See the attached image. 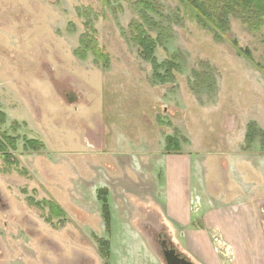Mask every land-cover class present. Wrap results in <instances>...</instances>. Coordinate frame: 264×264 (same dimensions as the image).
Instances as JSON below:
<instances>
[{
  "label": "rangeland",
  "instance_id": "374dc122",
  "mask_svg": "<svg viewBox=\"0 0 264 264\" xmlns=\"http://www.w3.org/2000/svg\"><path fill=\"white\" fill-rule=\"evenodd\" d=\"M227 20L218 38L181 0H0V264H164L157 234L184 255L168 153L191 156L193 217L214 161L263 173L264 24Z\"/></svg>",
  "mask_w": 264,
  "mask_h": 264
},
{
  "label": "crops",
  "instance_id": "0c3cea01",
  "mask_svg": "<svg viewBox=\"0 0 264 264\" xmlns=\"http://www.w3.org/2000/svg\"><path fill=\"white\" fill-rule=\"evenodd\" d=\"M247 156L239 155L242 157L241 160L245 158L250 164ZM167 165L166 182L171 186L166 190L163 213L168 221L181 228L179 231L184 239L178 241V244H183L180 249L184 256L186 255L185 257L194 264H264V194L263 188L257 186L264 182V170L263 173L256 171L248 173L244 172L248 170L247 166L239 167L238 170L243 174L241 172L238 179H234L228 171L215 166L214 161L210 172L214 170L215 173L207 175L211 177L209 182L214 195L210 194L209 186L206 189L207 206L212 207L206 213L193 217L190 210L188 211L187 202H194L190 195L193 191L196 192L190 179L191 156L168 153ZM258 177H262L261 183ZM251 178L256 182L252 189L244 187L242 183L251 181ZM196 181L198 184L199 181ZM198 220L204 227L191 228L192 223ZM207 231L213 232L211 235H215L214 237L220 236L224 245L223 253L232 255L227 263L224 262L218 247H214L209 240ZM215 241L219 244L217 238Z\"/></svg>",
  "mask_w": 264,
  "mask_h": 264
},
{
  "label": "trees",
  "instance_id": "16d2710c",
  "mask_svg": "<svg viewBox=\"0 0 264 264\" xmlns=\"http://www.w3.org/2000/svg\"><path fill=\"white\" fill-rule=\"evenodd\" d=\"M194 12L196 21L203 28H211L225 34L228 30V16L235 15L240 21L259 29L264 24V0H181ZM137 27V26H136ZM135 27V28H136ZM144 48H152L153 42L148 35L133 37ZM150 45V46H148ZM150 51H148L149 53ZM169 146L167 145V148Z\"/></svg>",
  "mask_w": 264,
  "mask_h": 264
},
{
  "label": "water",
  "instance_id": "95a60500",
  "mask_svg": "<svg viewBox=\"0 0 264 264\" xmlns=\"http://www.w3.org/2000/svg\"><path fill=\"white\" fill-rule=\"evenodd\" d=\"M69 103H73L76 100V96L73 92L67 95ZM160 237V234H157ZM164 239H161V246H165L166 240L170 243L171 247L166 250H162V257L164 264H194L192 261L184 257L177 249L171 244L168 235H163Z\"/></svg>",
  "mask_w": 264,
  "mask_h": 264
},
{
  "label": "flooded vegetation",
  "instance_id": "af4514ba",
  "mask_svg": "<svg viewBox=\"0 0 264 264\" xmlns=\"http://www.w3.org/2000/svg\"><path fill=\"white\" fill-rule=\"evenodd\" d=\"M163 235L164 234H160V237H159V235H157V237H156V242L158 243L157 245L159 246L158 248H159L161 254H162V250L164 251L167 248H170L171 247L170 243L167 240H166L165 246H161L160 247V245H161V239H164V236Z\"/></svg>",
  "mask_w": 264,
  "mask_h": 264
}]
</instances>
